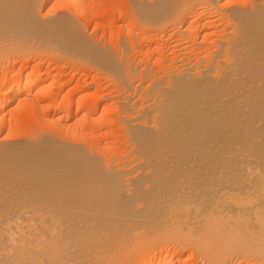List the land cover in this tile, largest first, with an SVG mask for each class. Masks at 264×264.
Masks as SVG:
<instances>
[{"label":"bare ground","instance_id":"bare-ground-1","mask_svg":"<svg viewBox=\"0 0 264 264\" xmlns=\"http://www.w3.org/2000/svg\"><path fill=\"white\" fill-rule=\"evenodd\" d=\"M127 1L160 72L90 42L94 1L0 0V264H264V0Z\"/></svg>","mask_w":264,"mask_h":264},{"label":"rangeland","instance_id":"rangeland-1","mask_svg":"<svg viewBox=\"0 0 264 264\" xmlns=\"http://www.w3.org/2000/svg\"><path fill=\"white\" fill-rule=\"evenodd\" d=\"M90 1H94V3L93 2H90V4H92L91 5V7L93 8V10L94 11H96V12H94V14L96 15L95 17L93 16L92 17V19L93 20H97L96 22H99V23H96L95 21H92V19H90L91 21L90 22H88L87 20H85L86 21V23H84V21H82L83 19H81L80 17H76L80 22H81V24H82V27H83V30H84V33H85V35H86V37H90L89 39H90V42L91 43H93V44H95L96 45V47H102L103 49H105V50H107V52H109V53H111V54H113L115 57H118V60L121 58V59H123V61H124V64L126 63V69H128V66H130L131 68H132V64L134 65V67H135V72H137V70L139 69V70H141L142 71V69H144V68H146L147 67V70L148 71H153V72H160V70L163 68V65L165 64V63H170L169 61H172V59L176 56V51H173L175 48H173V45L174 44H172V43H174V40H172L171 38H173L174 39V37H172L171 36V33L172 32H169V34L167 35L168 36V38L170 39V40H172L171 42H170V40H168V38H166L167 36H165L164 38H163V41H161V40H158L157 39V37L154 35V33L152 32H148L147 34H146V36H145V34H143V35H141V36H138V31H142V29H141V27L138 25L137 26V24L136 25H134L133 24V19H132V16H130L131 15V13H130V6H129V8H128V1L127 0H116V2H114V3H112V1H109V0H90ZM108 1L111 3V4H109L108 3ZM105 2V3H104ZM102 3V5H100ZM106 4H108L109 6H106ZM114 4V5H113ZM96 5H97V7H96ZM103 5H105V7H101V6H103ZM111 6V7H110ZM126 6H127V9H126ZM111 8V9H113V10H111V9H107V11H106V8ZM113 7V8H112ZM100 9V11H98L99 9ZM126 10H125V9ZM105 9V10H104ZM116 9V10H115ZM57 10V9H56ZM102 10V11H101ZM111 10V11H110ZM106 11V12H105ZM109 11V12H108ZM117 12H120V13H118L117 14ZM101 13V14H100ZM106 13V14H105ZM113 13H114V15H113ZM123 15H122V14ZM55 12L52 14H50V16L49 17H53V16H55ZM119 14H121L122 15V17H121V15H119ZM124 14H126V15H124ZM73 15V14H72ZM106 16V17H105ZM110 16H117V17H115V19H114V17H111L110 18ZM123 18V19H122ZM125 18V19H124ZM120 19V20H119ZM128 19V20H127ZM110 20V21H109ZM114 20V22H112V21ZM119 21V22H118ZM130 21V22H129ZM103 22V23H102ZM110 22H112L113 23V25H112V23H110ZM123 22V23H122ZM126 22H127V24H126ZM102 23V25L106 28H103V26H101L102 27V29H99L100 28V25L99 24H101ZM105 24V25H104ZM107 24V25H106ZM130 24V25H129ZM99 25V26H98ZM111 25V26H110ZM124 25H125V27H124ZM133 25V26H132ZM98 26V27H97ZM131 26V27H130ZM95 27L97 28V29H95ZM130 27V28H129ZM140 27V28H139ZM200 27V26H199ZM125 28V29H124ZM93 29V30H92ZM99 29V30H98ZM105 29V30H104ZM119 29V30H118ZM140 29V30H139ZM98 30V31H97ZM128 32H127V31ZM135 30V31H134ZM103 31V32H102ZM125 31V32H124ZM133 31L137 34H135V33H133ZM102 33V34H101ZM128 33H129V35L130 36H128ZM127 34V35H126ZM132 34V35H131ZM135 34V35H134ZM88 35V36H87ZM119 35V36H118ZM124 35V36H123ZM134 35V36H133ZM105 36H107V37H105ZM137 36V37H136ZM142 36H144V37H142ZM102 37V38H101ZM117 37V38H116ZM131 37V38H130ZM134 37V38H133ZM151 37V38H150ZM154 37V38H153ZM156 37V38H155ZM171 37V38H170ZM105 38V39H104ZM113 38H115V39H113ZM120 38V39H119ZM125 38V39H124ZM133 38V39H132ZM138 40H137V39ZM166 38V39H165ZM88 39V40H89ZM94 41H93V40ZM111 39H113V40H111ZM156 39V40H155ZM166 41H165V40ZM92 40V41H91ZM117 40V41H116ZM132 40V41H131ZM152 40V41H151ZM160 41V43L162 44V45H160L161 47L159 48V50H157V53L155 54V52L156 51H152V52H150L149 50V47H148V45H152V44H155V43H153V41ZM97 41H98V43H97ZM127 41V42H126ZM130 41V42H129ZM154 41V42H155ZM105 42V43H104ZM163 42V43H162ZM164 42H165V44H164ZM169 42V43H168ZM122 43V44H121ZM102 44V45H101ZM105 46H107V47H105ZM125 44V45H124ZM130 44V45H129ZM172 44V45H171ZM118 45V46H117ZM120 45V46H119ZM124 45V46H123ZM135 45V46H134ZM140 47H139V46ZM168 45V46H167ZM164 46V47H163ZM167 46V47H166ZM172 47V48H170V47ZM110 47V48H109ZM112 47H113V49H112ZM124 47V48H123ZM130 47H132V48H130ZM163 47V48H162ZM168 47H169V49H168ZM101 48V49H102ZM120 48V49H119ZM139 48V49H138ZM142 48H144V49H142ZM146 48H147V51H146ZM116 49V50H115ZM118 49V50H117ZM131 49V50H130ZM138 49V51H139V54H137L138 53V51H135V50H137ZM143 51H142V50ZM164 50V52H161V50ZM173 49V50H172ZM141 50V51H140ZM162 50V51H163ZM172 51V52H170V51ZM131 51V52H130ZM150 52V54H149V52ZM167 51V52H166ZM118 52V53H117ZM143 52H146L145 54L143 53ZM170 52V53H169ZM173 52H175V54L173 53ZM160 53H162V54H160ZM169 55H168V54ZM133 54V55H132ZM144 54V55H143ZM153 54V55H152ZM160 54V55H159ZM122 55V56H121ZM146 55V56H145ZM149 55V56H148ZM151 55V56H150ZM157 55V56H156ZM171 55H174V56H171ZM126 56V57H125ZM130 56V57H129ZM170 56L172 57V58H170ZM123 57V58H122ZM135 57H137V58H135ZM147 57V58H146ZM168 57V58H167ZM134 58V59H133ZM141 58H142V60H141ZM146 58V59H145ZM156 58H161V59H167V60H163L164 62L163 63H161V62H155V59ZM132 60H133V62H132ZM151 60V61H150ZM154 60V61H153ZM21 61H22V59H20L19 60V62L21 63ZM26 61H28V62H30V64L31 63H33V64H35L36 62H37V60L35 61V59H34V61L33 60H25V62ZM55 59L53 60H51V59H46L45 61H43L42 62V68L45 66V65H48V64H50L49 66H50V68H51V66H52V68L51 69H46V70H49V71H47V72H45V74L43 73V76L44 75H47L48 73H50V71H53V73H56L57 75H58V77L60 78H58L57 77V79H59L58 81H57V79H55L54 80V82H56V83H60L62 86H63V89L61 88V85L59 86L58 84L56 85L55 83H51L52 84V86L53 85H55V86H51L52 88H53V90H55V88H56V90L55 91H57V89H59V87H60V89H62L63 90V93L62 92H60V95H62V94H65V93H70V95L72 96V94H77L78 92V94H80V95H82V93H85V92H83V91H86V89H89V88H87L88 86L91 88V90L90 91H92V93H93V95L95 94V95H100V94H103V93H105V94H107L108 92L109 93H111L112 91L111 90H113V92L115 93V90L116 89H114V88H112V84H111V82H110V80L107 82L106 80H108V79H106L105 77H103V78H100V80H101V82H99L100 80L99 79H97V83H94V82H96L95 80H96V78H97V76H98V72H94V71H90V70H87V72H84V71H86V70H78V71H76L75 72V68L73 67H71V65L70 64H68V65H66V66H64V67H58V65L60 64V62L57 60V61H55ZM128 62V64L129 65H127V62ZM139 61V62H138ZM149 61V62H148ZM153 61V62H152ZM19 62H17V63H19ZM35 62V63H34ZM41 62V61H40ZM48 62V63H47ZM51 62V63H50ZM52 62H54V63H52ZM132 62V63H131ZM140 62H142V63H140ZM58 65H57V64ZM139 63V64H138ZM148 63V64H147ZM150 63V64H149ZM156 63V64H155ZM37 64V63H36ZM161 64V65H160ZM144 65V66H143ZM49 66H48V68H49ZM139 66V67H138ZM149 66V67H148ZM45 67H47V66H45ZM133 67V68H134ZM154 67V68H153ZM54 68V69H53ZM61 68L62 69H64L63 71L61 70ZM137 68V69H136ZM149 68V69H148ZM59 69V70H58ZM70 69V70H69ZM29 69H27V72H29L28 71ZM57 70V71H56ZM61 70V71H60ZM159 70V71H158ZM56 71V72H55ZM60 71V72H59ZM90 71V72H89ZM58 72V73H57ZM61 72H62V74H61ZM67 72V73H66ZM75 72V73H74ZM78 72V73H77ZM63 73H64V75H63ZM69 73H71V74H69ZM88 73V74H87ZM92 73V74H91ZM50 74H52V72L50 73ZM85 74V75H84ZM94 74H97L96 75V77H95V75ZM62 77H61V76ZM68 75H70V76H68ZM92 75L95 77H93V79H95V80H93L92 79ZM100 76V75H99ZM63 77H65V78H63ZM73 79H72V78ZM62 78V79H61ZM67 78H70L69 79V81H68V79ZM67 81H66V80ZM90 79H91V81H90ZM134 79H136V80H134L135 81V83H138L139 82V80L138 79H140V76H139V78H134ZM88 80V81H87ZM61 81H63V83L61 82ZM87 81V82H86ZM104 81H106V83L104 82ZM64 82H65V84H64ZM79 83H80V85H79ZM88 83V85H86L87 87H85V85L84 84H87ZM100 83V84H99ZM107 83H108V85H107ZM110 84V85H109ZM48 85V84H47ZM77 85H79V88H82L81 90H79V89H77L76 90V88H78L77 87ZM83 85V86H82ZM57 86H58V88H57ZM76 86V88L75 89H73V87H75ZM80 86H82V87H80ZM96 86V87H95ZM111 86V87H110ZM84 87V88H83ZM109 87V88H108ZM97 90V88H98V90L96 91L95 89ZM92 89H94V91L92 90ZM100 89V90H99ZM108 89H109V91H108ZM67 90H69V91H67ZM72 90V91H71ZM76 90V93L74 92V91ZM83 90V91H82ZM59 91V90H58ZM57 91V92H58ZM105 91V92H104ZM108 91V92H107ZM99 92V93H98ZM101 92V93H100ZM111 93V94H113L114 95V93ZM72 93V94H71ZM116 93H117V91H116ZM115 93V94H116ZM80 95H74L73 96V98H76V97H78V96H80ZM76 96V97H75ZM60 98L61 97H58V99L60 100ZM105 98H103V100H104ZM107 99V98H106ZM59 100H57V101H59ZM104 101H107V102H109V100H104ZM104 101H102V103H100V100L98 101V103H100V105H98L97 107H95V109H96V112H95V116L96 117H99V116H101L102 115V111H103V108L102 107H104V106H106V105H108L106 102H105V105L103 106V104H104ZM60 102V101H59ZM110 103V102H109ZM102 104V105H101ZM115 107V106H114ZM114 107H113V115H111V113H109L107 116H106V119H105V121H107V123L106 124H100V123H98V124H96L94 127H96V128H94V129H92L93 130V133H97L98 131L100 132H98L99 134H96V135H98L99 137V139L100 140H102V141H104V139L106 138V136L104 137V135H102V133L104 134L105 133V131L103 132V129L105 130V129H107V128H109L108 129V131H110L109 133V135H110V137L108 136L105 140H106V143H107V141H108V143L110 142V143H112V141L114 140V136H112V135H115V132L116 133H120V129H118V128H116L115 126H117V125H115V124H111L112 123V121L114 120V117L116 116L115 114V110H114ZM98 109V110H97ZM24 111H26V110H24ZM47 111V110H46ZM45 111H43V113H44ZM42 113V114H43ZM48 113L49 112H47V114H43V116H45V117H47L48 116ZM23 115H27V111L26 112H24V113H22ZM30 115V114H29ZM110 115H111V117H110ZM21 121L19 122L20 124H24L26 121V116L23 118V116L21 115ZM32 117H36V116H34V115H31L30 116V118H31V120H30V122L32 121L33 122V120L35 121L36 120V118L34 119V118H32ZM110 118V119H109ZM112 118H113V120H112ZM25 119V120H24ZM109 120V121H108ZM110 120H112L111 121V123H110ZM24 122V123H23ZM36 122H38V121H36ZM18 123V124H19ZM111 124V125H110ZM114 126L113 128L111 127V126ZM104 126V127H103ZM45 127V126H44ZM98 127V128H97ZM101 129H102V131H101ZM110 129H112V130H110ZM117 129V130H116ZM107 131V130H106ZM112 131V132H111ZM114 132V133H113ZM101 137V138H100ZM109 138V139H108ZM111 138H112V140H111ZM108 139V140H107ZM122 141V142H121ZM105 142V141H104ZM119 142H121V143H119ZM116 144L118 145V146H120L121 144V147L120 148H122V147H124V141L122 140V138L120 139V140H118V143L116 142Z\"/></svg>","mask_w":264,"mask_h":264}]
</instances>
